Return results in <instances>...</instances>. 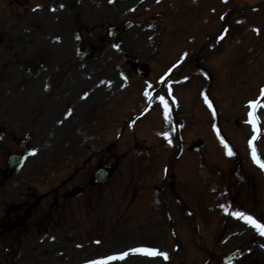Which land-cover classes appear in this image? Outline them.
I'll return each instance as SVG.
<instances>
[{
	"label": "rangeland",
	"instance_id": "obj_1",
	"mask_svg": "<svg viewBox=\"0 0 264 264\" xmlns=\"http://www.w3.org/2000/svg\"><path fill=\"white\" fill-rule=\"evenodd\" d=\"M126 20L134 25L102 45L108 26L122 28ZM85 45L98 51L78 62L73 51ZM155 47L163 48L158 53ZM181 53L186 71L178 82L172 74L168 83L159 84ZM128 54L151 66L147 79L126 65ZM185 75L186 82L180 81ZM123 78L129 84L125 88ZM261 89L264 0H0V166L16 149L13 138L26 132L33 135L30 153H35L0 185L1 205L25 198L42 204V213L52 218L46 232L32 226L21 243L15 244L12 235L0 236V264H93L124 253L125 259L109 264H204L208 257L206 264H224L219 255L235 247L242 253L226 264H264V236L231 214L243 212L264 224V169L253 162L249 141L254 133L246 123L247 105ZM151 90L152 99H145ZM167 96L186 104L182 141L187 147L202 138L201 153L169 145V154L148 157L152 148L144 145L150 142L137 136L154 138L162 119L151 100ZM103 97L111 102L108 131L97 115L64 116L60 103L45 128L39 126L45 119L34 115L49 99ZM256 115L264 133V108ZM118 125L126 127L124 133ZM130 134L138 139L134 151ZM254 147L264 161V135ZM164 155L163 167L171 170L174 184L159 198L166 210L153 213L156 196L146 193L149 210H144L140 190L161 182L164 169L143 165L146 160L155 165L157 156L163 162ZM103 163H110L108 182L87 187V177ZM75 184L86 187L84 194L63 201L64 189ZM61 204L54 218L47 209ZM141 248L168 258L133 252Z\"/></svg>",
	"mask_w": 264,
	"mask_h": 264
},
{
	"label": "snow or ice",
	"instance_id": "obj_2",
	"mask_svg": "<svg viewBox=\"0 0 264 264\" xmlns=\"http://www.w3.org/2000/svg\"><path fill=\"white\" fill-rule=\"evenodd\" d=\"M109 2L111 3L112 0H109ZM157 2H159V0H157ZM205 101L207 103V97H205ZM262 101H264V89H261V96L256 101H250L249 104L247 105V107L250 109V111L248 113V120L246 121V123L251 125L253 133H254L252 139L249 141V146L251 148V155H252L253 162L256 163L257 166L264 169V161H262L259 158V156L257 155L256 149L254 147V142L259 138L260 135H264V133H260V130L258 128L259 118L256 115L257 110L259 108H264V103H262ZM161 103H163V97H161ZM209 107H211V104H209ZM218 135H219V133H218ZM220 142L224 146V148L227 150L226 154L229 156H232L233 152L229 148L228 143H226L224 141V139H222V138H221ZM30 154L34 155L35 153L33 152ZM231 214L235 218L243 220L244 223H246L248 226L253 228L257 232V234L264 236V224L258 223L256 221V219H254L250 215H246L243 212H233ZM133 252L135 254L145 255V256H149V257L162 256L165 260L168 258L166 253L159 252L158 250H153V249H146V248L134 249ZM127 255H128V253H124L120 256H111V257H108L106 260L95 261V262H93V264H109V261L117 260V259L123 260L127 257Z\"/></svg>",
	"mask_w": 264,
	"mask_h": 264
},
{
	"label": "water",
	"instance_id": "obj_3",
	"mask_svg": "<svg viewBox=\"0 0 264 264\" xmlns=\"http://www.w3.org/2000/svg\"><path fill=\"white\" fill-rule=\"evenodd\" d=\"M103 178H104V177H102V179H101V180H103Z\"/></svg>",
	"mask_w": 264,
	"mask_h": 264
}]
</instances>
